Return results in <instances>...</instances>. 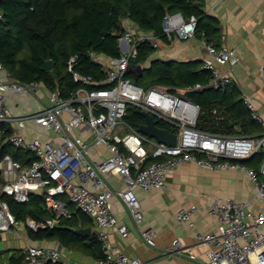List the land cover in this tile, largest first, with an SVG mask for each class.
Segmentation results:
<instances>
[{
  "label": "built area",
  "instance_id": "1",
  "mask_svg": "<svg viewBox=\"0 0 264 264\" xmlns=\"http://www.w3.org/2000/svg\"><path fill=\"white\" fill-rule=\"evenodd\" d=\"M2 17L0 10V20ZM196 23L195 17L185 19L179 12L166 14L162 21V36L167 42L188 40L194 37ZM159 42L153 33L125 27L124 35L119 39V56L103 58L104 61L99 62L104 73L101 82L73 72L77 57H71L67 63L68 70L79 88L68 97L40 82H16L8 77L0 63V73H5L6 77L0 80V124L12 128L8 143L13 148L24 149L35 157L29 166H23L10 155L3 157L0 162L3 180L0 193H6L15 202L24 204L29 202L30 191L40 188L45 208L51 214L45 222L27 219L21 223L15 221L7 207L0 203V233L14 232L20 224L33 232L54 228L60 219L71 217L61 198L65 196L77 210L95 220L99 229L96 239L103 253L101 264H155L116 251L104 229L116 227L119 235L125 238L128 228L118 224L110 211L109 201L118 197L139 227L143 216L135 191L165 188L168 173L183 164L208 171L235 170L243 173L254 186L255 197L264 207V158L257 170L232 163L248 160L259 150L264 153V113L256 111L252 99L243 97L250 118L261 127L259 134H240L238 126L234 128L237 132L234 135L197 130V105L180 94L169 92L167 88L154 85L143 89L126 76L130 61L137 56L138 44L148 43L156 49ZM202 44L206 56L201 67L210 73V77L205 84L185 87L184 91L212 89L223 92L232 85V80L219 67H233L238 63L235 50L217 48L213 42L202 41ZM261 71L264 77L263 67ZM40 89L47 92V106L20 117L9 113V96L35 97ZM129 106L147 113L157 123L161 121L171 126L174 132L170 133L177 137L176 146L158 143L126 123L123 118ZM28 122L57 139L26 137L23 132ZM1 134L0 129V137ZM97 148H103L107 156L90 162L89 152ZM150 158L152 161L148 162ZM111 173L119 175L123 189L112 190L106 185L102 176ZM86 182L91 186L85 185ZM196 210L195 205L189 209L180 208L175 219L194 228L192 216ZM208 214L217 220V233H197V243L211 246L206 260L198 264H264L263 212L252 210L248 202L216 197L208 203ZM140 237L146 246L156 248L155 232L151 228L140 230ZM170 251L197 261L192 251L185 249L178 239L173 241ZM21 254L23 264H69L62 262L56 249L26 244Z\"/></svg>",
  "mask_w": 264,
  "mask_h": 264
},
{
  "label": "trees",
  "instance_id": "2",
  "mask_svg": "<svg viewBox=\"0 0 264 264\" xmlns=\"http://www.w3.org/2000/svg\"><path fill=\"white\" fill-rule=\"evenodd\" d=\"M0 10L3 14L0 20V63L8 77L19 83L40 82L51 90H60L64 97L79 88L68 70L67 63L71 57H77L73 72L90 76L97 82L104 80L102 65L95 57L110 59L119 56V39L124 35L125 20L136 30L153 33L161 42H167L162 36L163 18L166 14L179 12L185 19L196 18L195 38L220 47V24L217 19L205 14L201 0H0ZM153 52L148 43L138 44L137 56L130 64L141 65L143 73L138 77L129 72L126 75L135 85L143 89L154 85L167 87L169 92L180 94L197 105V130L234 135L237 133L234 128L238 126L239 133L243 135L261 132L260 125L250 118L240 93L233 85L223 92L212 89L180 91L195 84H205L210 73L202 69L199 61L179 63L156 60L148 66ZM48 60L53 63L51 70L44 68ZM123 120L136 129L145 123L139 111L132 106L127 108ZM157 124L159 128L174 132L171 126L161 121ZM0 129V162L4 156L10 155L23 166H29L35 157L8 143L11 127L0 124ZM263 158L264 153H260L248 160L232 163L257 170ZM151 161L152 158L148 160ZM2 183L0 171V186ZM63 201L71 217L60 219L51 229L28 230L29 238L34 242L54 241L70 249L89 245L100 254L102 251L96 235L87 237L74 232L79 227L90 226L92 219L75 209L66 198ZM0 203L7 207L15 221L21 223L27 219L45 222L51 218L44 199L33 194L28 203L21 204L10 195L0 193ZM0 264L6 263L0 259ZM7 264H23L21 252L11 254Z\"/></svg>",
  "mask_w": 264,
  "mask_h": 264
},
{
  "label": "crops",
  "instance_id": "3",
  "mask_svg": "<svg viewBox=\"0 0 264 264\" xmlns=\"http://www.w3.org/2000/svg\"><path fill=\"white\" fill-rule=\"evenodd\" d=\"M201 5L205 14L217 19L220 24V47L235 50L238 58L235 66L223 65L219 69L230 76L232 85L240 93L241 98L249 97L256 111L264 113V77L261 71V68H264V0H201ZM123 26L141 32L127 20L123 21ZM205 56L202 41L195 37L185 41H160L147 65L156 60L202 63ZM5 78V73L1 72L0 80ZM182 89L185 92L184 88ZM47 104V92L44 89H40L35 97L19 95L7 98L9 113L17 117L38 112ZM23 134L30 139H57L55 135L41 131L31 122L27 123ZM106 156L107 153L103 148H97L89 152L88 159L90 162H96ZM102 179L112 190L123 189L121 178L116 173L103 175ZM85 185L91 186L89 182ZM135 193L143 216L141 225L137 227L124 203L118 197H112L109 201L110 211L118 224L127 226L128 234L122 238L116 227L105 228L104 231L116 251L155 264H198L199 261L206 260V254L211 246L197 243L196 235L197 233H217V220L208 214V203L213 198H230L236 202H248L252 210L264 213L263 205L255 197L254 186L243 173L235 170L208 171L192 164H183L168 173L165 188L146 192L136 190ZM39 197L43 198V192ZM61 198L63 200L66 197ZM191 205L197 207L192 216L194 228L185 223H178L175 219L180 208L189 209ZM85 228H91V235L99 232L94 219L90 226H82L78 229ZM146 228H151L155 232L156 248H150L142 241L140 230ZM27 231L24 224H20L14 232L0 233L5 235L4 239L9 235L18 242V245H11L6 237V245H0V254H2L0 259L3 263L7 264L11 254L21 252L26 244H31L58 250L62 262L65 263L101 264L103 255L101 250L99 254L98 250H93L89 245L70 249L54 241L34 242L29 238ZM261 231L264 233V225ZM176 239L185 249L192 251L197 261L170 251Z\"/></svg>",
  "mask_w": 264,
  "mask_h": 264
},
{
  "label": "water",
  "instance_id": "4",
  "mask_svg": "<svg viewBox=\"0 0 264 264\" xmlns=\"http://www.w3.org/2000/svg\"><path fill=\"white\" fill-rule=\"evenodd\" d=\"M53 67V63L51 60H48L44 63L45 70H51ZM143 67L141 65H131L129 64L127 67V73H132L136 77L141 76L143 73ZM140 115L145 119V123L141 125L138 130L147 136L150 139H154L158 143L165 144L167 146H176L177 143V137L175 134L170 133L169 131L159 128L156 121L152 119L151 116H149L147 113L140 111ZM258 154L261 153L259 150L257 152ZM42 190L40 188L33 189L30 191L31 194L40 196ZM77 235H84V236H91V228H85V229H77L74 231Z\"/></svg>",
  "mask_w": 264,
  "mask_h": 264
},
{
  "label": "rangeland",
  "instance_id": "5",
  "mask_svg": "<svg viewBox=\"0 0 264 264\" xmlns=\"http://www.w3.org/2000/svg\"><path fill=\"white\" fill-rule=\"evenodd\" d=\"M97 61H98V62H103L104 59H103L102 56H101V57L99 56V57L97 58ZM28 114H30V113H28ZM14 235H15V234H14ZM4 236H5L4 234H0V245H6V242H7L6 237H8V239H9L11 245H18V242L15 241L11 236L7 235V236L5 237V239H4ZM16 238H18V237H16ZM8 244H9V243H8Z\"/></svg>",
  "mask_w": 264,
  "mask_h": 264
}]
</instances>
